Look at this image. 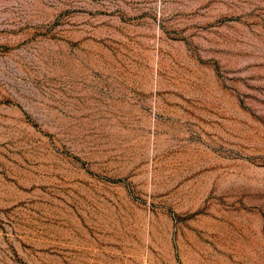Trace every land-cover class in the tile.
Returning a JSON list of instances; mask_svg holds the SVG:
<instances>
[{
  "label": "rangeland",
  "instance_id": "1",
  "mask_svg": "<svg viewBox=\"0 0 264 264\" xmlns=\"http://www.w3.org/2000/svg\"><path fill=\"white\" fill-rule=\"evenodd\" d=\"M0 264H264V0H0Z\"/></svg>",
  "mask_w": 264,
  "mask_h": 264
}]
</instances>
